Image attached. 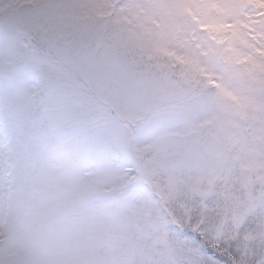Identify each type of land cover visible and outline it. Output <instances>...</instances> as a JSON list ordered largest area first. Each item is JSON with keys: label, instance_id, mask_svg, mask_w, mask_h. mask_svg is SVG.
Listing matches in <instances>:
<instances>
[{"label": "snow or ice", "instance_id": "6c2138e0", "mask_svg": "<svg viewBox=\"0 0 264 264\" xmlns=\"http://www.w3.org/2000/svg\"><path fill=\"white\" fill-rule=\"evenodd\" d=\"M0 264H264V0H0Z\"/></svg>", "mask_w": 264, "mask_h": 264}]
</instances>
